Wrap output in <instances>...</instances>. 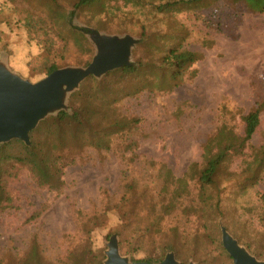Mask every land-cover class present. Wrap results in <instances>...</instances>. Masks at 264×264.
<instances>
[{"label": "trees", "instance_id": "trees-1", "mask_svg": "<svg viewBox=\"0 0 264 264\" xmlns=\"http://www.w3.org/2000/svg\"><path fill=\"white\" fill-rule=\"evenodd\" d=\"M124 1L139 8L143 18L140 23L135 18L141 25L142 42L134 51V65L110 71L99 80L94 76L87 78L70 97L72 111H61L41 121L30 133V144L13 139L0 145V211L15 207L11 185L25 171L39 187L61 192L65 187V169L76 163L77 156L89 149L108 151L115 144L118 151L132 147L136 141L132 137L140 132L141 120L129 111L126 101L143 94H169L195 77L193 65L202 58V53L185 46L186 29L178 19L210 0ZM228 1L243 5L252 13L264 12V0ZM57 2L48 0L45 11L20 8L14 3L0 6V36L4 24L21 29L25 38L36 40L41 53L33 70L45 75L62 67L58 51L67 49L68 37L58 21L63 20L66 25L71 22L76 33L78 28L72 24L76 9L88 6L100 13L105 5L104 0H75L67 15ZM160 21L168 22L167 29H160L157 24ZM85 47L92 58L93 48L88 42ZM89 63L90 59L85 65ZM263 113L264 95L256 99L247 113L241 108L230 110L224 106L221 121L202 146V160L190 164L181 177L174 176L169 169L162 172L161 166L157 170L160 179L157 191L136 181L125 184L120 200L103 210L114 209L119 222L105 236L110 238L119 232L124 254L133 255L145 247H154L155 252L142 259L133 256L134 262H161L166 252L174 251L188 264L184 256L188 251L197 264H214L204 259V253L207 258L209 252L216 251L217 257L213 259H222L220 264H232L233 259L221 240L222 219L227 230L244 241L258 258H264V195L260 197L257 188L264 179V140L259 145L252 143ZM237 118L243 123L242 132L238 130ZM229 190L235 191L230 200L225 196ZM254 196L260 199L252 201ZM107 222V212L89 217L83 223L86 236L82 241L49 264H103L104 248L94 250L92 232ZM132 224L131 234H123V229ZM0 264H8L4 256Z\"/></svg>", "mask_w": 264, "mask_h": 264}, {"label": "rangeland", "instance_id": "rangeland-1", "mask_svg": "<svg viewBox=\"0 0 264 264\" xmlns=\"http://www.w3.org/2000/svg\"><path fill=\"white\" fill-rule=\"evenodd\" d=\"M57 1L67 15L73 10L75 0ZM104 2V11L100 13L95 12L94 7L76 9L72 24L102 33L129 34L139 38L140 42L133 49L135 62L134 51L142 42L139 24L143 20L141 10L124 0ZM5 3L38 11H45L48 6V0H0V6ZM135 18L140 20L139 23ZM178 21L186 29L185 46L202 53V58L193 65L197 71L195 77L169 94H143L127 100L126 107L141 120V130L133 135L136 141L132 147L129 145L122 152L121 149L117 150L115 144L108 151L89 149L81 157L77 156L76 163L65 169L63 191L53 192L39 187L28 171L23 172L11 185L15 207L0 211V259L4 256L8 264L56 262L86 236L83 223L95 213L107 212L108 221L110 218L118 221L114 209L103 210L120 200L127 182L136 181L140 186L149 185L157 191L160 184L157 170L161 166L162 172L169 169L174 176L181 177L190 164L202 160V146L221 121L224 106L230 110L241 108L247 113L256 99L264 95V12L252 13L243 5H235L228 0H210L206 5L180 15ZM169 22L177 24L175 21ZM57 24L68 37L66 51H58L62 56V67L86 66L85 63L89 59L91 62L92 58L85 44L88 42L91 45L94 55L93 43L82 31L75 29L84 37L73 32L71 22L68 21L66 25L59 20ZM157 24L160 29H167L165 24L168 22L160 21ZM1 27L0 56L6 59L9 67L32 82L47 76L33 70V64H38L37 57L41 53L37 41L25 38L21 29L8 28L4 24ZM69 109L71 112L70 98ZM51 116L54 115L48 117ZM236 122L238 130L242 132L240 118ZM263 140L264 113L252 143L259 145ZM127 144L131 142L127 141ZM257 188L260 197L264 195V179ZM235 191L229 190L226 198L230 200ZM260 197L254 196L252 201H258ZM35 214L39 216L33 219ZM220 226L225 227L222 219ZM133 227L134 224L124 228L123 234H131ZM227 231L238 240L232 232ZM113 235H117L120 246L122 236L119 232ZM110 238L104 235L105 255ZM238 242L246 247L244 241ZM120 251L131 260L133 256L144 257L155 252L153 246L133 255L124 254L121 247ZM171 252L178 262L184 264V259H179L174 251L166 252L165 257ZM205 254L204 259L208 262L222 263V259H213L217 257L216 251L209 252L207 258ZM189 255L188 251L184 253L188 264H197L194 257ZM258 259L264 261V258Z\"/></svg>", "mask_w": 264, "mask_h": 264}, {"label": "water", "instance_id": "water-1", "mask_svg": "<svg viewBox=\"0 0 264 264\" xmlns=\"http://www.w3.org/2000/svg\"><path fill=\"white\" fill-rule=\"evenodd\" d=\"M93 43L95 52L86 66L56 69L36 82L13 71L0 56V145L13 139L30 144V133L50 115L68 111L70 95L90 76L101 79L108 72L134 65L133 49L140 42L132 35L107 34L74 23ZM222 243L233 264H264L222 226ZM103 264H182L174 253L161 262H134L121 254L117 235L108 243ZM190 264H194L191 262Z\"/></svg>", "mask_w": 264, "mask_h": 264}, {"label": "clouds", "instance_id": "clouds-1", "mask_svg": "<svg viewBox=\"0 0 264 264\" xmlns=\"http://www.w3.org/2000/svg\"><path fill=\"white\" fill-rule=\"evenodd\" d=\"M118 221L114 218H110L105 226L96 228L92 234V242L94 250L103 248L105 245L104 235L118 225ZM141 255H137V259H142Z\"/></svg>", "mask_w": 264, "mask_h": 264}, {"label": "bare ground", "instance_id": "bare-ground-1", "mask_svg": "<svg viewBox=\"0 0 264 264\" xmlns=\"http://www.w3.org/2000/svg\"><path fill=\"white\" fill-rule=\"evenodd\" d=\"M257 171V170H256ZM237 175V174H236ZM234 178V177H233ZM238 180V179H237ZM247 205V204H246Z\"/></svg>", "mask_w": 264, "mask_h": 264}]
</instances>
